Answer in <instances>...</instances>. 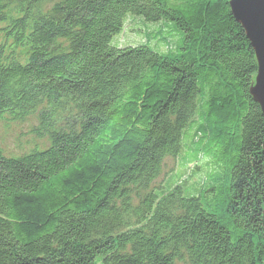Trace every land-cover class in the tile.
<instances>
[{"label": "trees", "instance_id": "trees-1", "mask_svg": "<svg viewBox=\"0 0 264 264\" xmlns=\"http://www.w3.org/2000/svg\"><path fill=\"white\" fill-rule=\"evenodd\" d=\"M229 1L0 0V121L38 120L28 151L0 145V264H264L258 66ZM169 156L195 175L156 184Z\"/></svg>", "mask_w": 264, "mask_h": 264}, {"label": "rangeland", "instance_id": "rangeland-1", "mask_svg": "<svg viewBox=\"0 0 264 264\" xmlns=\"http://www.w3.org/2000/svg\"><path fill=\"white\" fill-rule=\"evenodd\" d=\"M140 19L137 17H130L126 23L127 31L122 33L119 36V43L124 44L127 41H131L132 39L138 40L139 37L137 35L140 26ZM163 48H166V45H163ZM37 116L30 115L26 120L20 122H6L0 121V145L5 149L7 153H21L23 151H28L34 145V141L32 135L30 134V125H34L37 122ZM25 134V135H24ZM30 139V142H29ZM36 142H40L37 139ZM178 157H167L164 163L163 172L160 177L155 181L156 184L165 183L171 174H175L177 170L183 172L186 176L192 177L195 174L191 173L189 175L190 170L196 168V163H191L186 167H181L179 163ZM205 162V161H204ZM213 163H211L208 170L205 171L206 167H201V171L198 172V176H206L205 173L212 168ZM198 180V177L195 176V179L192 181Z\"/></svg>", "mask_w": 264, "mask_h": 264}, {"label": "water", "instance_id": "water-1", "mask_svg": "<svg viewBox=\"0 0 264 264\" xmlns=\"http://www.w3.org/2000/svg\"><path fill=\"white\" fill-rule=\"evenodd\" d=\"M229 4L255 51L258 69L250 92L264 113V0H230Z\"/></svg>", "mask_w": 264, "mask_h": 264}]
</instances>
